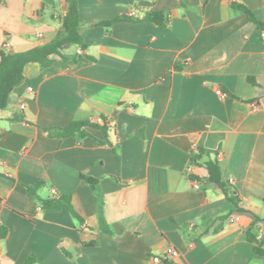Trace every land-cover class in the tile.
<instances>
[{"label":"crops","instance_id":"1","mask_svg":"<svg viewBox=\"0 0 264 264\" xmlns=\"http://www.w3.org/2000/svg\"><path fill=\"white\" fill-rule=\"evenodd\" d=\"M238 5L264 23V0H78L87 47L45 69L28 64L0 113L2 264L31 254L32 264H162L153 257L169 247L172 264H264L248 238L251 229L264 250V29ZM130 10L167 22L124 19ZM65 11V0H0V48L50 42ZM103 118L107 135L44 131ZM214 158L242 211L191 177H206ZM82 174L100 181L105 229ZM62 197L82 220L43 208Z\"/></svg>","mask_w":264,"mask_h":264},{"label":"trees","instance_id":"2","mask_svg":"<svg viewBox=\"0 0 264 264\" xmlns=\"http://www.w3.org/2000/svg\"><path fill=\"white\" fill-rule=\"evenodd\" d=\"M66 1V11L62 17V29L57 33V35L48 43L43 45H38L34 48L23 52H9L3 47L0 48V113L2 110L6 109L9 103L11 93L19 87L24 80V71L25 67L33 62L39 63L42 68H48L53 65L54 57L59 56L63 60L71 58L70 55L66 53V49L71 45H79L81 48H86L87 44L84 40V35L80 30V14L78 8V0H65ZM240 10L247 14L252 22L257 24L261 29H264V23L259 21L254 13L248 9L245 5H238ZM122 18H113L109 20L97 21L94 24H102L109 26L112 23L121 20ZM124 19H136L131 17H125ZM146 21L156 23L160 26L166 24V18L161 12H149L146 13L144 18ZM75 60H83L82 55L73 56ZM86 60H91V57H86ZM104 122L100 124L96 120H81L74 121L69 123L64 127H45L44 131L52 137H66L69 135L78 134L80 136H86L88 133L86 131L87 127L99 128L108 134V123L105 118ZM193 164L199 165L197 158L192 159ZM205 168L207 169L206 177H197L191 175L192 178L203 180L209 185H213L221 188L226 196L235 203L237 208L242 211V208L239 207V200L236 195L232 194V191L227 187L226 183L223 180L222 172L220 169L219 162L216 158L209 159L204 163ZM82 178L92 187L95 192L97 208H98V219L99 226L101 229H105L106 220L104 217V196L101 191L100 181L98 178H94L85 174L81 175ZM35 188L28 187L29 194L33 197L35 193ZM65 206L76 218L82 220V217L74 209L69 197H62L59 200H45L43 201V208H60ZM258 219V217H256ZM6 235V230L3 229L0 231V238ZM248 238L251 242L255 244L254 250L257 254H263L264 250L262 248L263 242L257 239L251 232V229L248 230ZM94 245L96 242L83 243V245ZM64 254L72 258L70 253L66 249H62ZM35 255H29L23 264H32L35 262ZM162 264H172L169 260H164Z\"/></svg>","mask_w":264,"mask_h":264},{"label":"built area","instance_id":"3","mask_svg":"<svg viewBox=\"0 0 264 264\" xmlns=\"http://www.w3.org/2000/svg\"><path fill=\"white\" fill-rule=\"evenodd\" d=\"M145 16L144 13H139L137 12L136 10H130L129 13H128V17H131V18H140V19H143ZM3 48L6 50L7 49V44L5 43L3 45ZM29 90H32V88H29ZM217 93L218 94H222V91L221 89H218L217 90ZM253 107L255 109H257L259 107V104L258 103H253ZM100 121H103V119H100ZM192 169V167L190 168V170ZM193 186L196 188V189H199L201 188V182L198 181V180H193L192 182ZM51 193H52V196L53 197H56L58 196V192L56 191L55 188H52L51 189ZM240 220V215L238 214H235V215H232L230 218H229V221L233 222V221H238ZM175 249L173 247H169L164 254L162 255H156L153 257V261L155 263H162L164 260H171L174 255H175ZM0 264H2V258L0 257Z\"/></svg>","mask_w":264,"mask_h":264}]
</instances>
